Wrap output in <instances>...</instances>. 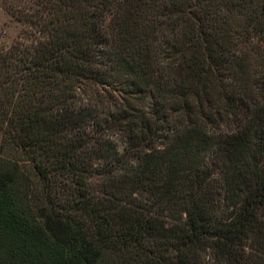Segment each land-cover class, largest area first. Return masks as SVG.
Segmentation results:
<instances>
[{"label":"trees","instance_id":"1","mask_svg":"<svg viewBox=\"0 0 264 264\" xmlns=\"http://www.w3.org/2000/svg\"><path fill=\"white\" fill-rule=\"evenodd\" d=\"M0 4V264H264V0Z\"/></svg>","mask_w":264,"mask_h":264},{"label":"rangeland","instance_id":"2","mask_svg":"<svg viewBox=\"0 0 264 264\" xmlns=\"http://www.w3.org/2000/svg\"><path fill=\"white\" fill-rule=\"evenodd\" d=\"M22 31L23 25L0 4V51L10 48ZM1 142L2 134L0 133V146Z\"/></svg>","mask_w":264,"mask_h":264}]
</instances>
